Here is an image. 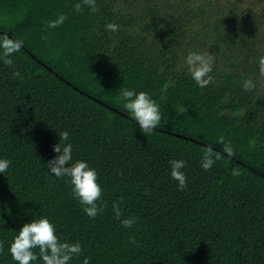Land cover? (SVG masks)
Wrapping results in <instances>:
<instances>
[{"label":"trees","instance_id":"1","mask_svg":"<svg viewBox=\"0 0 264 264\" xmlns=\"http://www.w3.org/2000/svg\"><path fill=\"white\" fill-rule=\"evenodd\" d=\"M95 2L93 11L82 0H0V36L23 42L12 67L0 59V159L10 161L0 173V264H17L11 243L42 217L61 242L80 243L69 264H264V0ZM60 14L65 22L47 28ZM190 51L213 56L214 83L192 80ZM124 89L159 105L153 132L125 111ZM64 131L70 163L97 172L106 206L94 219L69 178L48 168ZM206 147L221 154L209 171ZM172 160L186 162L183 191ZM113 203L121 219L136 218L131 228Z\"/></svg>","mask_w":264,"mask_h":264},{"label":"clouds","instance_id":"2","mask_svg":"<svg viewBox=\"0 0 264 264\" xmlns=\"http://www.w3.org/2000/svg\"><path fill=\"white\" fill-rule=\"evenodd\" d=\"M82 4L90 6L93 11L96 10L95 0H82ZM82 4L78 3L74 7L77 11L82 10ZM67 17L60 14L57 19L49 22L47 28H57L62 25ZM120 26L115 23L106 25V29L110 32L119 31ZM45 39L47 37H44ZM22 41L13 40L8 35L0 36V48L3 49V63L8 66H13V60L10 58L14 53L21 50ZM214 58L211 54H201L196 51H190L185 58L187 71L191 75L192 80L201 88L206 87L210 83H214V77L210 75L212 72ZM259 72L264 76V56L258 60ZM230 71V70H229ZM13 79L23 77L19 71H13ZM245 91H252L255 84L252 79H246L243 82ZM120 98L123 101V107L129 113L130 118L138 123L142 133L145 135L153 132L160 125L162 115L159 105L146 92H135L134 90L124 89ZM69 139L67 131L59 134V142L53 146V152L58 155L48 162V168L51 174L57 178L68 177L72 186V194L77 198L83 207V211L90 217L95 218L99 212L103 211L106 205H100L97 202L102 198V188L98 181V175L94 168H91L85 161H72V145L71 143L62 144ZM223 144V152L229 157L234 155L233 148L229 143ZM221 158V154L214 152L211 147L204 149V155L201 160V166L205 171H209L216 163V160ZM171 177L178 182V190L183 191L187 188L186 176L181 169L186 165L184 160H172L171 162ZM10 161L0 159V173H5L9 168ZM240 173L233 170L232 175L238 176ZM148 191L147 189L145 190ZM116 219L120 220L121 225L125 228H131L136 223L135 217H122L121 209L117 203L112 205ZM54 225L47 218L34 219L29 223H25L18 231V235L14 238L8 251L12 260L17 264H32L33 261L41 259L43 264H69L74 256L78 257L82 253V248L79 242L70 244L61 242L57 237ZM130 243L135 244L134 238L130 239ZM39 250L38 255L33 249ZM3 251V246L0 245V252ZM83 264H89L88 258H85Z\"/></svg>","mask_w":264,"mask_h":264},{"label":"water","instance_id":"3","mask_svg":"<svg viewBox=\"0 0 264 264\" xmlns=\"http://www.w3.org/2000/svg\"><path fill=\"white\" fill-rule=\"evenodd\" d=\"M187 139H189V138H187Z\"/></svg>","mask_w":264,"mask_h":264}]
</instances>
